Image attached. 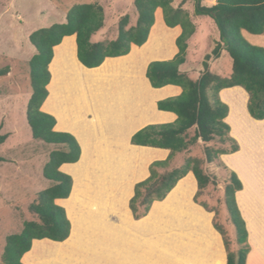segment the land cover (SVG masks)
I'll return each mask as SVG.
<instances>
[{
    "label": "crops",
    "instance_id": "0c3cea01",
    "mask_svg": "<svg viewBox=\"0 0 264 264\" xmlns=\"http://www.w3.org/2000/svg\"><path fill=\"white\" fill-rule=\"evenodd\" d=\"M134 2L90 1L105 11V27L92 42L97 43V37L99 42L116 40L118 23L129 9H134ZM22 3L0 0V15L25 17ZM216 4L217 0H201L204 7ZM172 5L188 12L196 26L180 71L198 80L204 72L205 57L220 42L219 30L211 17L195 14L194 0H172ZM72 7L66 6L67 12L60 13V5L50 3L48 8H40L39 15L49 28L54 25L52 17L58 15L63 17L61 24L65 23ZM112 16L116 17L115 33H109ZM32 25L27 26V39L39 30ZM181 33V27L166 26L163 11L158 9L147 43L133 45L127 56L107 58L99 68L87 69L79 62L76 36L64 38L55 48L49 96L42 111L55 117V131L73 135L81 147L79 162L60 168L73 179L71 195L56 201L67 212L71 235L61 243L33 241L31 251L22 259L24 264H165L166 256L169 264H227L213 213L194 201L197 183L193 174L183 179L166 200L155 203L145 218L134 220L129 208L135 185L149 177V166L170 154L168 150L134 146L131 140L146 126L177 119L173 113L160 111L158 102L180 96L182 89L172 85L154 89L146 72L151 62L175 58ZM241 33L249 44L264 48V34ZM208 64L214 75H232L233 61L226 50ZM219 97L229 108L225 123L239 146L237 152L221 155L219 164L228 175L235 173L243 185L236 201L248 232L246 264H264V120L251 117L249 95L243 88L224 89ZM166 239L167 251L161 246ZM160 251L167 255H160Z\"/></svg>",
    "mask_w": 264,
    "mask_h": 264
},
{
    "label": "trees",
    "instance_id": "16d2710c",
    "mask_svg": "<svg viewBox=\"0 0 264 264\" xmlns=\"http://www.w3.org/2000/svg\"><path fill=\"white\" fill-rule=\"evenodd\" d=\"M194 1L195 14L211 17L220 33V42L212 54L205 57L204 72L198 80L180 71L186 62L188 42L196 33V26L182 7H173L172 0H135L136 24L131 26L129 15L123 16L118 23V37L114 41L92 42L93 36L105 27V11L98 3L75 5L68 11L65 23L31 33L29 41L37 53L29 61L32 94L26 116L33 138L54 147L43 169L44 178L53 185L41 191L37 201L30 206V212L37 220L25 222L20 233L7 237L2 264H24L22 259L31 251L35 240L48 239L61 243L71 235L72 226L67 212L56 201L68 199L71 195L73 179L61 172L60 168L64 164L79 162L81 147L73 135L55 131V117L42 111L49 96L50 65L55 48L64 38L76 36L79 62L87 69L99 68L107 58L127 56L133 45L144 46L155 24L158 9L163 11L168 28L182 29L176 40L179 52L172 60L151 62L146 77L154 89L172 85L180 87L182 93L178 97L158 102L160 111L177 116L175 122L146 126L131 140L134 146L168 150L170 154L166 160L153 162L149 166V177L135 185L129 208L134 220L145 218L155 203L166 200L183 179L193 174L197 183L195 203L213 213L197 202L199 192L210 184L216 185V177L205 173L201 160L188 157L179 168L165 173L158 170L166 169L176 154L188 151L199 140L206 145L204 151L208 163L221 165V155L239 150L237 142L230 137L229 125L225 123L229 108L219 97L224 89L243 88L249 95L248 111L251 117L264 120V48L249 44L241 33L245 30L253 35L264 34V0H217L213 7L202 6L201 0ZM222 50H226L233 61V72L228 78L209 71L208 62L218 58ZM9 73L8 67L0 69V77ZM192 130L194 134L190 135ZM7 139L8 135L0 133V146ZM214 142L222 147L212 148ZM3 161L0 157V162ZM222 187L224 205L235 232L236 250L230 251L223 228L213 225L222 237L227 264H246L250 250L248 232L236 201V193L242 190L243 185L232 172L223 181Z\"/></svg>",
    "mask_w": 264,
    "mask_h": 264
},
{
    "label": "rangeland",
    "instance_id": "374dc122",
    "mask_svg": "<svg viewBox=\"0 0 264 264\" xmlns=\"http://www.w3.org/2000/svg\"><path fill=\"white\" fill-rule=\"evenodd\" d=\"M90 1L92 0H21L25 7V17L17 14L0 15V69L7 67L10 69L7 76L0 77V133L8 135L7 141L0 146V157L5 160L0 162V264H2L7 237L20 233L25 222L37 220V217L30 212V206L37 201L41 191L53 185L44 178L43 169L54 147L33 138L26 116L32 94L29 61L36 54L35 48L29 38L27 39L30 33L27 31V26L33 24L32 26L38 29L47 28V21L41 19L39 10L42 7L48 8L50 3L60 5L58 12L62 13L66 11V6L88 4ZM128 11L133 24L137 18L135 8ZM61 19L63 17L58 15L52 17L50 22L52 25L61 24ZM115 20L114 16L109 18V33L117 31ZM95 40L99 42L100 38L97 37ZM193 134L194 130L190 132V135ZM211 145L214 149L222 147L216 142ZM205 146L199 140L198 144L188 151L175 155L166 169L158 171L165 173L179 168L184 165L188 157L201 160L205 173L216 177V185L210 184L199 192L197 202L213 212V224L223 228L230 244V251H234L237 248L236 237L224 205L222 187L228 173L224 172L223 167L216 162L206 161ZM168 242L169 240L166 239L162 243L164 245H161L165 251ZM162 253L164 254V251H160V255ZM164 260L165 264H169L167 256Z\"/></svg>",
    "mask_w": 264,
    "mask_h": 264
}]
</instances>
